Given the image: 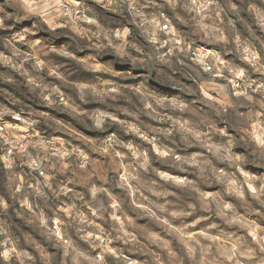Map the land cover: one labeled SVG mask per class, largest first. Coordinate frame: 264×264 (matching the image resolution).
Instances as JSON below:
<instances>
[{
	"label": "clouds",
	"instance_id": "clouds-1",
	"mask_svg": "<svg viewBox=\"0 0 264 264\" xmlns=\"http://www.w3.org/2000/svg\"><path fill=\"white\" fill-rule=\"evenodd\" d=\"M0 264H264V0H0Z\"/></svg>",
	"mask_w": 264,
	"mask_h": 264
}]
</instances>
